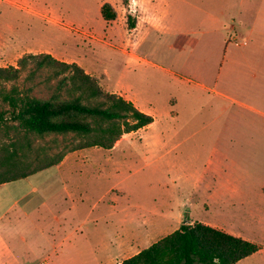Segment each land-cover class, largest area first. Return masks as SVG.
<instances>
[{
    "label": "rangeland",
    "instance_id": "obj_1",
    "mask_svg": "<svg viewBox=\"0 0 264 264\" xmlns=\"http://www.w3.org/2000/svg\"><path fill=\"white\" fill-rule=\"evenodd\" d=\"M29 54L78 64L154 122L0 186V264H119L196 221L261 244L238 264H264V0H0V66ZM33 69L2 88L49 98L60 78Z\"/></svg>",
    "mask_w": 264,
    "mask_h": 264
},
{
    "label": "trees",
    "instance_id": "obj_2",
    "mask_svg": "<svg viewBox=\"0 0 264 264\" xmlns=\"http://www.w3.org/2000/svg\"><path fill=\"white\" fill-rule=\"evenodd\" d=\"M107 21L116 20L110 4L102 7ZM31 75L42 70L60 78L47 99L21 93L16 85L28 65ZM0 97L8 111H0V132L23 131L17 141L0 145V186L29 178L60 165L68 154L101 148L112 150L125 136L149 127L154 118L123 96L106 92L99 81L76 63L50 54H29L17 66H0ZM14 123V125H11ZM57 137L71 141L50 154L52 147L34 148L29 136ZM262 250V245L224 228L204 222H186L176 231L119 264H238Z\"/></svg>",
    "mask_w": 264,
    "mask_h": 264
},
{
    "label": "built area",
    "instance_id": "obj_3",
    "mask_svg": "<svg viewBox=\"0 0 264 264\" xmlns=\"http://www.w3.org/2000/svg\"><path fill=\"white\" fill-rule=\"evenodd\" d=\"M247 39H243V43H246Z\"/></svg>",
    "mask_w": 264,
    "mask_h": 264
},
{
    "label": "crops",
    "instance_id": "obj_4",
    "mask_svg": "<svg viewBox=\"0 0 264 264\" xmlns=\"http://www.w3.org/2000/svg\"><path fill=\"white\" fill-rule=\"evenodd\" d=\"M243 39H247V38H246V37H244ZM247 40H248V39H247ZM248 41H249V40H248ZM119 143H120V142H119ZM119 143H118V144H119ZM116 146H117V145H116Z\"/></svg>",
    "mask_w": 264,
    "mask_h": 264
},
{
    "label": "bare ground",
    "instance_id": "obj_5",
    "mask_svg": "<svg viewBox=\"0 0 264 264\" xmlns=\"http://www.w3.org/2000/svg\"><path fill=\"white\" fill-rule=\"evenodd\" d=\"M117 145H119V144H117Z\"/></svg>",
    "mask_w": 264,
    "mask_h": 264
}]
</instances>
